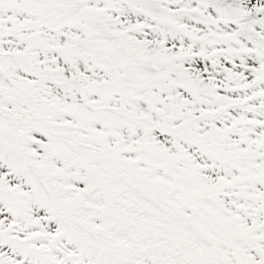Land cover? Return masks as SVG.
Returning <instances> with one entry per match:
<instances>
[{"label":"snow or ice","instance_id":"obj_1","mask_svg":"<svg viewBox=\"0 0 264 264\" xmlns=\"http://www.w3.org/2000/svg\"><path fill=\"white\" fill-rule=\"evenodd\" d=\"M0 264H264V0H0Z\"/></svg>","mask_w":264,"mask_h":264}]
</instances>
